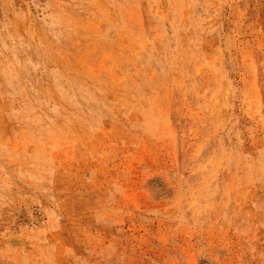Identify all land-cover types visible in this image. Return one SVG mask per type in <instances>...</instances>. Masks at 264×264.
<instances>
[{
    "label": "rangeland",
    "instance_id": "obj_1",
    "mask_svg": "<svg viewBox=\"0 0 264 264\" xmlns=\"http://www.w3.org/2000/svg\"><path fill=\"white\" fill-rule=\"evenodd\" d=\"M0 264H264V0H0Z\"/></svg>",
    "mask_w": 264,
    "mask_h": 264
}]
</instances>
